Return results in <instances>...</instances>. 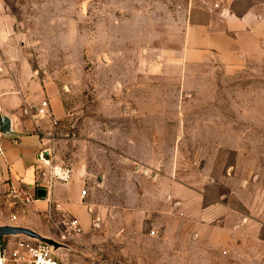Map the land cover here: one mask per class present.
<instances>
[{
	"label": "rangeland",
	"instance_id": "374dc122",
	"mask_svg": "<svg viewBox=\"0 0 264 264\" xmlns=\"http://www.w3.org/2000/svg\"><path fill=\"white\" fill-rule=\"evenodd\" d=\"M190 4L0 0L66 107L47 160L88 178L91 199L87 224L50 197L2 201L0 226L33 233L0 244L47 241L66 264H264V62L213 59L182 81L146 71L180 48Z\"/></svg>",
	"mask_w": 264,
	"mask_h": 264
},
{
	"label": "crops",
	"instance_id": "0c3cea01",
	"mask_svg": "<svg viewBox=\"0 0 264 264\" xmlns=\"http://www.w3.org/2000/svg\"><path fill=\"white\" fill-rule=\"evenodd\" d=\"M11 26L9 17L0 18L1 127L5 118L8 121L2 140L4 155H0V199L7 198L9 205L8 192L14 186L22 197H34L30 205L46 210L50 197L51 207L57 204L87 224L84 204L91 199L82 192L88 178L72 169L71 182L48 188L42 179L44 149L57 138L66 107L58 85L46 81L22 53ZM213 59L227 67L264 62V0H191L180 48L149 57L146 71L182 81L189 65ZM44 101L49 102L46 116L39 114ZM39 189L48 190L46 199L38 198Z\"/></svg>",
	"mask_w": 264,
	"mask_h": 264
},
{
	"label": "built area",
	"instance_id": "2783aa9c",
	"mask_svg": "<svg viewBox=\"0 0 264 264\" xmlns=\"http://www.w3.org/2000/svg\"><path fill=\"white\" fill-rule=\"evenodd\" d=\"M49 102L44 101L42 108L39 110V114L46 116L48 114ZM3 115L0 113V121ZM55 125L58 124L57 121L54 122ZM4 132L0 124V155H4V149L2 147ZM49 146H46L43 157L48 159V156L53 150L52 142ZM43 159L42 167V179L48 188L53 187L56 183L71 182L73 178V171L69 167H64L61 165H56L50 160ZM83 196L87 195V191L83 190ZM8 197L11 203H18L19 206L25 209L30 203L34 202L33 196L25 195L22 197L21 191L16 187H11L8 192ZM7 202V198L0 200V204ZM73 225L77 226L78 221H73ZM1 227V226H0ZM5 239L8 235H3ZM0 264H66L61 260L55 253L53 246L47 241L43 240H29L26 238H17L14 241L6 240L5 243L0 244Z\"/></svg>",
	"mask_w": 264,
	"mask_h": 264
},
{
	"label": "water",
	"instance_id": "95a60500",
	"mask_svg": "<svg viewBox=\"0 0 264 264\" xmlns=\"http://www.w3.org/2000/svg\"><path fill=\"white\" fill-rule=\"evenodd\" d=\"M6 124H8L7 119L5 118L3 121V127L2 130L3 132H6ZM44 155H48V153H44ZM48 197V190L47 189H39L38 190V198L39 199H46ZM19 233H27L31 234L33 233L32 231L25 229V228H20V227H13V226H1L0 227V236L3 235H9V234H19Z\"/></svg>",
	"mask_w": 264,
	"mask_h": 264
}]
</instances>
